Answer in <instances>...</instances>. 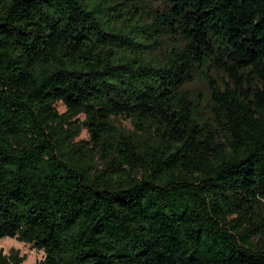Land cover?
I'll use <instances>...</instances> for the list:
<instances>
[{"label":"trees","instance_id":"trees-1","mask_svg":"<svg viewBox=\"0 0 264 264\" xmlns=\"http://www.w3.org/2000/svg\"><path fill=\"white\" fill-rule=\"evenodd\" d=\"M168 1L0 0V239L38 264H264V0Z\"/></svg>","mask_w":264,"mask_h":264},{"label":"rangeland","instance_id":"rangeland-1","mask_svg":"<svg viewBox=\"0 0 264 264\" xmlns=\"http://www.w3.org/2000/svg\"><path fill=\"white\" fill-rule=\"evenodd\" d=\"M148 3L154 8L163 9L169 4V1L168 0H148ZM187 88L191 92H202L205 94H208V91H209L207 85L201 81H195L192 84L188 85ZM56 107L60 113H64L66 111L65 106L61 103H59ZM83 119H84V116H81V120ZM119 126L127 130H132V126L130 122L124 119L119 120ZM88 138L89 136L87 134V131L83 129L81 131L80 136L77 138V140L88 139ZM0 249L6 255H10L12 251L18 252L20 256L25 259L23 264H38L44 258L43 251H37L32 246L19 242L15 238L14 239H11V238L0 239Z\"/></svg>","mask_w":264,"mask_h":264}]
</instances>
